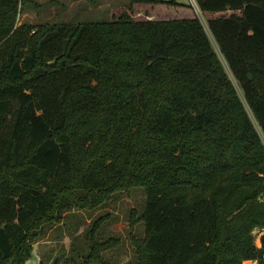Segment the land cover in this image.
Listing matches in <instances>:
<instances>
[{
	"label": "trees",
	"instance_id": "obj_1",
	"mask_svg": "<svg viewBox=\"0 0 264 264\" xmlns=\"http://www.w3.org/2000/svg\"><path fill=\"white\" fill-rule=\"evenodd\" d=\"M26 1L0 0V264L136 187V264H264V0H196L218 50L198 16L18 26Z\"/></svg>",
	"mask_w": 264,
	"mask_h": 264
},
{
	"label": "rangeland",
	"instance_id": "obj_2",
	"mask_svg": "<svg viewBox=\"0 0 264 264\" xmlns=\"http://www.w3.org/2000/svg\"><path fill=\"white\" fill-rule=\"evenodd\" d=\"M167 1L169 0L143 3L132 0H32L19 5L16 20L18 26L23 23L48 26L68 22L111 21L125 14L137 20L198 16L218 50L208 27V19L225 12H202L192 0H176V4ZM238 89L240 91L239 87ZM240 93L242 95L241 91ZM144 204V189L136 187L129 192L117 191L107 204L95 209L74 207L68 210L62 221L48 231V237L40 244H35L27 263L40 264L37 252L45 253L46 264L53 263L56 257L60 260L58 264H72V257L80 262L83 256L89 254L91 244H96L103 247H99L98 264H136V247L132 238L144 236V226L140 220ZM132 222H135L134 226ZM94 227L95 231L91 234ZM262 233L259 228L254 230L258 246L261 245Z\"/></svg>",
	"mask_w": 264,
	"mask_h": 264
},
{
	"label": "crops",
	"instance_id": "obj_3",
	"mask_svg": "<svg viewBox=\"0 0 264 264\" xmlns=\"http://www.w3.org/2000/svg\"><path fill=\"white\" fill-rule=\"evenodd\" d=\"M98 4V3H97ZM39 251H40V249H39ZM38 253V255H39V258H40V252H37ZM244 263H246V264H249V263H251V264H257V261L256 260H245L244 262H243V264ZM28 264V263H27Z\"/></svg>",
	"mask_w": 264,
	"mask_h": 264
},
{
	"label": "built area",
	"instance_id": "obj_4",
	"mask_svg": "<svg viewBox=\"0 0 264 264\" xmlns=\"http://www.w3.org/2000/svg\"><path fill=\"white\" fill-rule=\"evenodd\" d=\"M193 2L197 3L196 0H192Z\"/></svg>",
	"mask_w": 264,
	"mask_h": 264
}]
</instances>
